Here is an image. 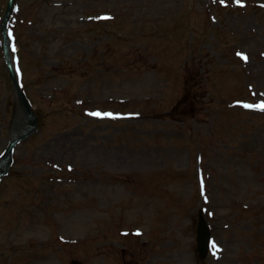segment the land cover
I'll list each match as a JSON object with an SVG mask.
<instances>
[{
	"label": "rangeland",
	"instance_id": "obj_1",
	"mask_svg": "<svg viewBox=\"0 0 264 264\" xmlns=\"http://www.w3.org/2000/svg\"><path fill=\"white\" fill-rule=\"evenodd\" d=\"M8 2L0 264H264V0Z\"/></svg>",
	"mask_w": 264,
	"mask_h": 264
},
{
	"label": "water",
	"instance_id": "obj_2",
	"mask_svg": "<svg viewBox=\"0 0 264 264\" xmlns=\"http://www.w3.org/2000/svg\"><path fill=\"white\" fill-rule=\"evenodd\" d=\"M19 97L25 108L28 110L26 101L20 92H19ZM32 123H34V121ZM208 241H209V230L203 218L202 212L199 211L196 243H197V251L200 257H204L206 255L208 249Z\"/></svg>",
	"mask_w": 264,
	"mask_h": 264
},
{
	"label": "snow or ice",
	"instance_id": "obj_3",
	"mask_svg": "<svg viewBox=\"0 0 264 264\" xmlns=\"http://www.w3.org/2000/svg\"><path fill=\"white\" fill-rule=\"evenodd\" d=\"M240 55H244V54L241 53ZM246 106L247 107H264V102H261L258 105H246ZM93 114L94 115H109V116H111V115H118V114H113V113H100V112H96V113H93ZM215 247H216L215 242H213V248H214V250H215Z\"/></svg>",
	"mask_w": 264,
	"mask_h": 264
}]
</instances>
